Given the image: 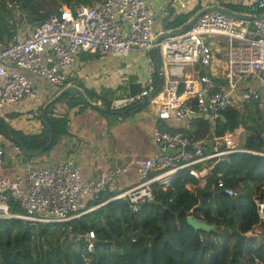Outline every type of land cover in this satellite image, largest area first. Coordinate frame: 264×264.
I'll use <instances>...</instances> for the list:
<instances>
[{
	"label": "built area",
	"instance_id": "1",
	"mask_svg": "<svg viewBox=\"0 0 264 264\" xmlns=\"http://www.w3.org/2000/svg\"><path fill=\"white\" fill-rule=\"evenodd\" d=\"M190 0H104L94 6L77 5L73 10L59 6L32 32L26 25L16 31L8 44L0 42V111L28 99H35L38 91L35 82L22 71L36 79L50 83L58 90L64 89L81 53L100 59H125L132 52L148 56L150 75L145 89L134 96L112 101V111H122L157 93V70L163 76L166 92L176 99L186 93L189 98L177 103L159 105L154 141L165 154L149 159H137L129 165L98 179L83 182L81 169L73 160H62L51 167H29L25 179H0V220L17 219L31 226L71 224L94 209L86 210L88 202L98 200L105 193L115 196L108 202L125 200L132 209L155 200L153 185L167 186L182 170L205 187L212 170L219 161L236 153L251 152L241 146L238 130L216 137L215 123L225 112L260 101L264 110V20H246L220 12L203 15L186 33L158 43L163 35L174 32L164 28L171 12L184 14ZM248 13L238 14L254 18L264 17V0L248 6ZM14 25L21 16L16 5L10 4ZM234 13V12H233ZM262 13V14H259ZM224 40L225 70L222 77L199 74L197 78L185 75L186 67L202 66L207 69L216 59L213 47L216 40ZM254 82L257 86L240 91L242 83ZM181 85L184 86L179 93ZM164 94L157 93L160 97ZM99 106L102 102L99 100ZM211 117V137L203 140L190 137L196 117ZM185 121L184 131L170 133L162 122ZM3 134L0 131V165L4 163ZM194 149V153L186 148ZM163 152V153H164ZM135 167L139 183L118 193V182ZM199 167V168H197ZM218 184L223 185V173L218 174ZM224 194L236 197L235 189L225 188ZM11 200L22 210L12 213ZM107 202V203H108ZM261 222H264V197H254ZM105 204V203H104ZM102 204V205H104ZM264 227V226H263ZM88 250L93 251L95 234L85 236Z\"/></svg>",
	"mask_w": 264,
	"mask_h": 264
},
{
	"label": "trees",
	"instance_id": "2",
	"mask_svg": "<svg viewBox=\"0 0 264 264\" xmlns=\"http://www.w3.org/2000/svg\"><path fill=\"white\" fill-rule=\"evenodd\" d=\"M18 1L22 4L21 16L24 12L28 16L27 23L20 25L16 20L10 25L13 11L9 5L8 8L2 5L0 42L4 44L16 35L18 26L28 25L29 21L35 24L32 26L35 28L59 7L42 13L30 0ZM102 1L61 0V5L73 10L77 5L94 6ZM226 8L238 14L248 13L247 6L226 5ZM201 11L199 5L189 14L171 12L165 21V29L178 31ZM201 69L204 68L201 66ZM201 74L206 73L203 70ZM183 90L181 85L179 93ZM86 94L90 100H98L92 92ZM63 99H68L70 109L85 104L80 97L66 95ZM104 106L109 108L110 105L106 103ZM53 107L55 104L46 113V121L54 136L47 151L56 146L68 130L65 117L52 116ZM223 117L215 123L216 137L243 128L245 149L264 154V140L258 133V130L264 133V110L260 101L244 105L242 109H231ZM166 130L185 132V129ZM0 131L6 139H12L11 132L28 152L46 151L49 141L46 126L42 134L30 136L10 130L0 122ZM212 131L211 121L196 117L187 134L205 140L211 137ZM219 173H223L222 186L218 184ZM152 188L154 202L138 209L130 208L125 200L108 202L115 195L105 193L98 200L88 202L86 210L95 208L93 211L71 224L31 226L17 219L0 220V264H264V233L247 236L257 226H264L254 203L256 195L264 197L263 156L230 155L227 160L216 164L205 187H201L189 171L182 170L167 186L155 183ZM225 188L235 189L238 195L227 196ZM11 209L14 214L22 213L14 200H11ZM190 216L215 226L216 230L196 231L187 223ZM89 232L95 234L92 252L85 239Z\"/></svg>",
	"mask_w": 264,
	"mask_h": 264
},
{
	"label": "crops",
	"instance_id": "3",
	"mask_svg": "<svg viewBox=\"0 0 264 264\" xmlns=\"http://www.w3.org/2000/svg\"><path fill=\"white\" fill-rule=\"evenodd\" d=\"M253 1L256 0H190V6L184 14L193 12L199 5H201L202 10L227 9L226 5L248 6ZM153 2L158 5L160 0H153ZM224 45L223 39L216 40V45L213 47L216 59L210 68L201 69L199 65L186 67L187 79L189 77L197 78L203 70L207 75L222 77L225 70ZM149 72L148 56L139 51L132 52L125 59H100L88 53H81L77 57L69 83L64 89L75 86L83 90L86 96V92L90 91L98 100H102L100 107L106 108L104 106L106 103L111 105L114 100L141 93L146 87ZM22 73L35 82L38 91L37 97L7 107L0 111V117L10 130L30 136L42 134L45 129L42 122L44 110L64 89L58 90L50 83L36 79L26 71H22ZM155 78L158 86L157 93L164 95L160 97L157 96V93L150 95L122 111H112L110 106L106 108L115 114L102 113L84 101V105L79 104L70 109L67 104L68 99L62 100L64 96L69 94L64 95L60 99L62 101L58 100L54 103L55 107L52 108L51 114L54 117H65L68 120L67 135L56 146L49 151L46 149L37 158L25 157L13 137L12 139L4 137L2 148L5 152V160L0 165V179H25L26 171L30 166L35 168L51 167L62 160H73L81 169L82 181L87 182L98 179L103 173L123 168L134 160L162 155L164 151L154 141L159 105L163 104L166 98L167 102L177 103L189 98V95L186 93L183 97L180 96L179 99H176L173 93L166 92V82L158 70ZM246 86L254 87L257 86V83H242L239 90L242 91ZM70 96L80 97L76 94ZM98 100L92 99L90 102L92 105L99 106L97 105ZM185 127V121L162 122V128L165 131L167 128L176 131L183 130ZM240 129L245 131L243 128ZM241 139L240 142L242 143ZM243 142V147H245L246 139ZM138 183L137 170L132 167L128 174L120 178L118 193L125 192ZM262 231L264 232V227L257 226L247 236L251 234V237H255L262 234Z\"/></svg>",
	"mask_w": 264,
	"mask_h": 264
},
{
	"label": "water",
	"instance_id": "4",
	"mask_svg": "<svg viewBox=\"0 0 264 264\" xmlns=\"http://www.w3.org/2000/svg\"><path fill=\"white\" fill-rule=\"evenodd\" d=\"M210 12H220V13H225V14H229L231 16H237L239 18H242V19H246V20H264V17H260V18H254V17H249V16H242V15H237L236 13H233L227 9H224V8H211V9H206V10H203L201 12H199L193 19H191V21H189V23L182 29L178 30V31H174V32H170V33H167L165 35H163L162 37L159 38L158 40V43H160L162 40L164 39H168L170 37H173V36H176V35H180V34H183V33H186L192 26L195 25L196 22H198V20L205 14L207 13H210ZM261 93L264 95V88L262 89ZM66 94H69V95H73V94H76V95H79L82 100L89 106H92L93 108H95L96 110L102 112V113H106V114H115L114 112L112 111H109L108 109L106 108H102L100 106H96V105H92L90 100L88 99V97L85 95L84 91L81 90L80 88L78 87H75V86H71V87H68L66 89H64L61 93H59L52 101L51 103H49L45 110H44V113L42 115V122L43 124L47 127V130L49 131V141H48V144H47V147L46 149L50 148L52 143H53V140H54V136H53V132L51 130V128L48 126V123L46 121V112H47V109L50 107V105L54 104L55 102H57L58 100H60L64 95ZM206 118V117H205ZM222 118H224L222 116ZM211 119L210 116H208L206 118V120H209ZM0 122H3V119L0 117ZM6 127L9 129V127L6 125ZM258 133L259 135H261V137L263 138L264 140V133H261L259 130H258ZM10 135L11 137H13L12 133L10 132ZM13 140L20 146V149L23 153V155L25 157H29V158H37L39 156H41L44 151H38V152H28L24 146L16 139V138H13ZM186 151L188 152H191V153H194V149L190 148V147H187L186 148ZM167 152H170V151H166L164 152L163 154L167 153ZM187 223L189 224V226H191L193 229H195L196 231H203V232H210V231H214L216 230V227L215 226H212V225H209L208 223L204 222V221H201V220H198L196 219L195 217L193 216H190L187 218Z\"/></svg>",
	"mask_w": 264,
	"mask_h": 264
},
{
	"label": "rangeland",
	"instance_id": "5",
	"mask_svg": "<svg viewBox=\"0 0 264 264\" xmlns=\"http://www.w3.org/2000/svg\"><path fill=\"white\" fill-rule=\"evenodd\" d=\"M33 4H34V6H36V7H38V9H40V11L43 13V12H49V11H51V10H53L54 8H56V7H58V6H60L61 5V0H30ZM16 4L17 6H18V8H19V10H21V8H20V6L22 5H20V1H18V0H0V8L2 7V5H6L7 6V8H8V5H10V4ZM14 4V5H15ZM22 12V11H21ZM28 16L26 15V13L24 12V15L23 16H20L18 19H17V21L20 23V25L21 24H25V23H27L26 21H27V18ZM35 24L34 23H30L29 21H28V25L26 24V26H27V32L28 31H30V32H32L33 31V29H34V27H32V26H34ZM243 132V133H241V140H242V143H241V146H243L244 145V140L246 139V134H245V131H243L242 129H239L238 130V133L239 132ZM259 231H260V229H259ZM262 233H264L263 231H262ZM248 236H252L251 234H249Z\"/></svg>",
	"mask_w": 264,
	"mask_h": 264
}]
</instances>
